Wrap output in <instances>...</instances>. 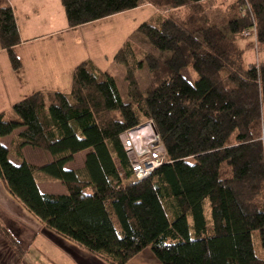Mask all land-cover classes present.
Masks as SVG:
<instances>
[{"label": "trees", "instance_id": "obj_1", "mask_svg": "<svg viewBox=\"0 0 264 264\" xmlns=\"http://www.w3.org/2000/svg\"><path fill=\"white\" fill-rule=\"evenodd\" d=\"M204 2L62 0L69 27L146 3L166 10L136 31L170 56L139 53L132 39L119 49L114 60L125 65L129 102L114 76L85 60L68 93L37 91L0 114V137L21 128L13 149L20 162L0 142L6 189L52 231L111 264H127L146 248L162 264H264L253 239L258 230L264 249V61H246L248 48L264 46V0H235L217 16L220 25ZM184 6L191 10L179 15ZM251 29L256 42L240 47L234 37ZM20 42L13 9L0 0V44L16 70ZM146 66L155 81L147 92L137 75ZM187 67L198 74L195 83L182 74ZM148 120L167 157L138 180L121 135ZM27 146L53 160L29 162ZM85 150L86 180L66 168ZM36 172L59 179L68 193L42 192ZM0 235L22 253L1 220Z\"/></svg>", "mask_w": 264, "mask_h": 264}, {"label": "crops", "instance_id": "obj_2", "mask_svg": "<svg viewBox=\"0 0 264 264\" xmlns=\"http://www.w3.org/2000/svg\"><path fill=\"white\" fill-rule=\"evenodd\" d=\"M5 1L13 9L21 37L13 47L20 69L13 68L0 44V114L7 115L15 103L37 91L68 93L73 69L85 60L114 76L115 56L138 34L137 28L145 22L159 23L166 16V10L146 3L69 27L62 0ZM215 1L210 0V6ZM220 6H225V0ZM190 10L184 6L176 12L185 16ZM0 220L23 247L22 253H15L0 235V264H111L48 228L10 194L1 179ZM127 264L162 263L146 248Z\"/></svg>", "mask_w": 264, "mask_h": 264}, {"label": "rangeland", "instance_id": "obj_3", "mask_svg": "<svg viewBox=\"0 0 264 264\" xmlns=\"http://www.w3.org/2000/svg\"><path fill=\"white\" fill-rule=\"evenodd\" d=\"M223 1L224 0H216L212 6H210V0H207V2H204L206 5L207 12L209 13V15L212 16L213 21L219 25H220L219 22L221 20H220V17H217V16H219V14L221 16H224L227 12V8L229 7V5L227 4L228 3L231 4L235 0H225V6H220V4ZM166 15H167V11H166ZM222 28L226 32H229L227 28V24L223 23ZM246 37L248 36L244 35L241 37L239 35H236L234 38L237 44L243 48H246L250 42H253V43L256 42L254 35L248 38ZM130 39L136 42V49L139 51V53H141V51L144 53L145 51H149V52H155L159 55L162 54L164 58H168L170 56L169 53H165V52L161 53L159 50H157L155 46L149 41V39L143 34L135 33ZM246 61L248 63H254L256 61L259 63L261 61H264V46L255 43L254 47L248 48L246 52ZM112 71L114 72L113 74L117 80V83L120 88L123 99L126 102H129L130 97L128 96V83L125 80V73H126L125 65L123 63L116 62L112 68ZM182 74L186 76L192 83H195L199 79L198 74L191 67L184 68L182 70ZM137 75H138V79L140 80L145 92L155 87V81L153 79V74L147 66L145 68L140 69ZM20 130L21 128H18L12 134L8 136L0 137V142L10 149V160L13 162H20V159H18V157L16 156L13 150L16 144V141L19 139ZM88 152H89L88 150H85V151L77 153L74 159L66 164V168L77 170L80 178L85 179V180L87 178L89 179L88 173L85 169V157ZM24 155H25V158L29 162L40 164V165L48 163L51 160H53V156L51 153H49L46 150L33 147V146H27L24 149ZM35 177L37 179L38 185L42 192L58 193V194L68 193L66 186L59 179L51 177L43 172H36ZM190 222L192 224L191 217H190ZM253 239H254L256 254L260 257L264 256V249L261 244L260 232L258 230H255L253 232Z\"/></svg>", "mask_w": 264, "mask_h": 264}, {"label": "built area", "instance_id": "obj_4", "mask_svg": "<svg viewBox=\"0 0 264 264\" xmlns=\"http://www.w3.org/2000/svg\"><path fill=\"white\" fill-rule=\"evenodd\" d=\"M243 34L255 37L256 30H244ZM121 140L138 180L150 177L166 161V149L153 120L125 131Z\"/></svg>", "mask_w": 264, "mask_h": 264}]
</instances>
